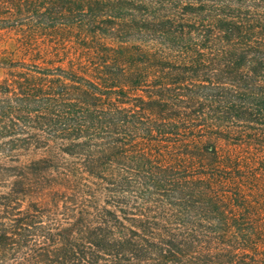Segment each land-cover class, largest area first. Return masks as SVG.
I'll use <instances>...</instances> for the list:
<instances>
[{
  "label": "trees",
  "instance_id": "1",
  "mask_svg": "<svg viewBox=\"0 0 264 264\" xmlns=\"http://www.w3.org/2000/svg\"><path fill=\"white\" fill-rule=\"evenodd\" d=\"M0 264H264V0H0Z\"/></svg>",
  "mask_w": 264,
  "mask_h": 264
},
{
  "label": "rangeland",
  "instance_id": "2",
  "mask_svg": "<svg viewBox=\"0 0 264 264\" xmlns=\"http://www.w3.org/2000/svg\"><path fill=\"white\" fill-rule=\"evenodd\" d=\"M13 35L12 33H9L8 35H5V38L3 41L0 42V48H9L11 47V43L13 41ZM3 76V69L0 67V78Z\"/></svg>",
  "mask_w": 264,
  "mask_h": 264
}]
</instances>
